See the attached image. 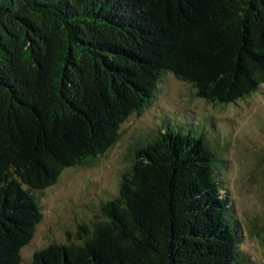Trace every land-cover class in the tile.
<instances>
[{"label":"trees","instance_id":"1","mask_svg":"<svg viewBox=\"0 0 264 264\" xmlns=\"http://www.w3.org/2000/svg\"><path fill=\"white\" fill-rule=\"evenodd\" d=\"M171 74L214 105L264 84V0H0V264L41 196L104 155ZM116 195L30 264H255L203 129L160 112Z\"/></svg>","mask_w":264,"mask_h":264},{"label":"rangeland","instance_id":"2","mask_svg":"<svg viewBox=\"0 0 264 264\" xmlns=\"http://www.w3.org/2000/svg\"><path fill=\"white\" fill-rule=\"evenodd\" d=\"M160 112L203 129L209 147L224 162L221 194L238 223L240 249L255 264H264V84L245 100L223 106L195 97L190 85L171 74L160 82L151 104L121 126L117 142L104 155L65 169L43 192L41 221L21 250L23 264H30L37 251L65 243L116 195L133 149L161 130Z\"/></svg>","mask_w":264,"mask_h":264}]
</instances>
